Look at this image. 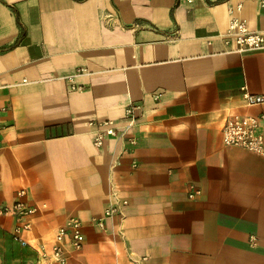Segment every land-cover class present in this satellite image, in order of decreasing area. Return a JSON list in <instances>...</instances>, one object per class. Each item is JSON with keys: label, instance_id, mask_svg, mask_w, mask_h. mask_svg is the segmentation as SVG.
Instances as JSON below:
<instances>
[{"label": "crops", "instance_id": "0c3cea01", "mask_svg": "<svg viewBox=\"0 0 264 264\" xmlns=\"http://www.w3.org/2000/svg\"><path fill=\"white\" fill-rule=\"evenodd\" d=\"M233 16L264 31L260 0H0V203L39 207L28 244L0 212V264H59L40 247L73 216L69 264H264V153L223 134L247 114L264 131L243 95L264 94V49L227 42ZM131 102L128 136L97 145L90 120Z\"/></svg>", "mask_w": 264, "mask_h": 264}, {"label": "built area", "instance_id": "2783aa9c", "mask_svg": "<svg viewBox=\"0 0 264 264\" xmlns=\"http://www.w3.org/2000/svg\"><path fill=\"white\" fill-rule=\"evenodd\" d=\"M264 6V0H260ZM227 42L235 46V50L246 53L264 49V31L251 29L247 22L233 16L230 20V27L226 34ZM72 88H82V86L72 83ZM243 95L248 104H259L264 102V94L254 93L243 87ZM140 104L131 102L127 108L122 121L116 119H91L90 125L95 129L94 141L101 146L108 136H128L131 128L139 120L138 108ZM6 107L0 105V112ZM264 116V115H263ZM224 140L228 145L248 148L252 151L264 153V131L261 129V116L254 114L235 115L226 119L223 125ZM136 142L134 137H130ZM203 193L199 186L192 185L190 197H195ZM27 194L26 189L18 191L19 198L13 203L1 204L0 212L6 215H15L17 224L15 226V237L23 244H28V240L23 237V232L32 228L31 217L37 213L39 207L29 203L23 197ZM128 203L124 199L123 204ZM121 211L119 204H112L106 210L107 216H112ZM97 223L104 227L105 218H98ZM86 242L84 222L80 217L73 216L66 223L60 225L56 230L55 241L50 246L43 243L40 247V260L49 263L69 264L71 249L80 250ZM71 246V249L69 248ZM144 258H147L144 256Z\"/></svg>", "mask_w": 264, "mask_h": 264}]
</instances>
